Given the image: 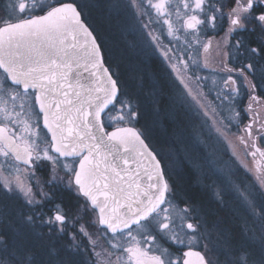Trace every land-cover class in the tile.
<instances>
[{
	"label": "snow or ice",
	"instance_id": "1",
	"mask_svg": "<svg viewBox=\"0 0 264 264\" xmlns=\"http://www.w3.org/2000/svg\"><path fill=\"white\" fill-rule=\"evenodd\" d=\"M100 6L0 0V264H264V162L254 182L235 186L245 213L236 238L218 223L227 193L206 202L154 146L157 122L144 118L159 116L172 89L150 82L144 60L125 67L102 39L92 14ZM103 7L123 9L145 57L159 54L173 103L220 137L246 112L241 143L264 158V121L253 109L264 0ZM214 45L221 79L207 90L197 69Z\"/></svg>",
	"mask_w": 264,
	"mask_h": 264
},
{
	"label": "rangeland",
	"instance_id": "2",
	"mask_svg": "<svg viewBox=\"0 0 264 264\" xmlns=\"http://www.w3.org/2000/svg\"><path fill=\"white\" fill-rule=\"evenodd\" d=\"M105 1L107 3V0ZM116 2L117 0H112V3ZM108 10L113 15V21L111 20L107 23L106 29H104V26L101 29L102 39L109 44L105 38L106 33L109 34L110 32L112 37L119 34L122 36L127 50H122L115 45L112 46L118 55L123 56L126 51L132 54L134 50H137L138 53L145 57L142 51L144 45L139 35L131 31L132 26L128 22L130 20L128 14L123 9L113 10L108 8ZM96 12L99 13V7L93 10V16ZM94 17L96 18V15ZM96 21L100 24L104 22L101 17L99 19L96 18ZM133 44H136V46H131ZM150 57L156 58L163 69L166 70V65L163 64L159 54H150ZM205 60L207 61V68L202 67L197 69V71L201 76L207 77V80L204 82L206 89L213 90V81L219 82L221 79L220 57L217 54L215 45L207 54L201 53V64ZM165 73H167V70ZM166 75L169 87L172 89L173 101L175 100V89L172 88L168 73ZM172 105L177 108L181 116H184L187 124L186 134L190 140L189 148L193 156L188 157L189 154L184 152V148L180 147V143L176 144V142L159 144L158 147L155 146L157 151L165 157L166 163L173 168L176 174L181 169L184 170V167H188L194 171L196 173V181L199 179L204 183L207 196L213 202L215 200L214 193L217 190L223 189L227 193L223 210L219 212V215L222 213L223 215L219 217L218 223L220 228L225 230L226 233H231L232 236L239 238L240 230L244 225L245 213L238 193L235 191V186L241 182H254L257 165L253 158L248 155L251 149L245 148L240 140V137L245 135L243 126L248 121L242 118L239 122L233 121L229 126V130L220 137L209 130L208 125L203 123V118L195 117L187 109H181L175 103ZM225 115L227 116L228 113L225 112ZM261 145L264 147V141H261ZM179 158L185 164L180 165L181 161L179 162ZM223 217L230 219L229 224H227V221H223Z\"/></svg>",
	"mask_w": 264,
	"mask_h": 264
},
{
	"label": "trees",
	"instance_id": "3",
	"mask_svg": "<svg viewBox=\"0 0 264 264\" xmlns=\"http://www.w3.org/2000/svg\"><path fill=\"white\" fill-rule=\"evenodd\" d=\"M105 4H106L105 0H100L101 6L99 7V13L96 12V14H94V16L96 15V18L99 19V17H101L103 19L104 22L102 23V25L104 26V29H106L105 26L107 25V23H109L111 20L113 21V15L110 13L108 8L103 7V5ZM106 34L107 35H105L106 36L105 38L109 42L110 46L115 45L116 47L122 50H127L121 35L118 34L112 37L110 32H109L110 35L108 33ZM123 57L125 58L123 60V63L125 64V66L128 67L136 66L141 60L146 61L148 63L151 83H155L157 77L163 79L165 82H168V78L166 75L167 73H165L166 70L165 72H163L156 58L144 57L142 56V54L138 53L137 50H134L132 54L126 51ZM255 82L258 85L257 87L258 92L261 94V97H264V80L260 79L259 73H257V79ZM130 86H132L131 83ZM172 99L173 97H171L168 103L165 104L164 110L160 112L158 117L152 111L149 110L144 118V122L148 124H152L153 121L157 122L155 124V139L153 141L154 146L158 147L159 144H163L165 142L167 143L176 142V144L180 143V147L184 148V152L189 154L188 157L193 156L189 148L190 140L188 139V136L186 134L187 124L185 122L184 116H181L177 108H175L172 105L173 104ZM179 177L181 184L185 188L197 192L202 196V198L206 202L213 203V201L207 196L206 188L203 185L204 183L201 182L199 179L196 181L193 172L188 167H184V170L179 172ZM222 215L223 213L218 216V220L220 219L219 217H221ZM229 220H230L229 218L223 217V221H227V224H229L230 222ZM231 228L233 229V227Z\"/></svg>",
	"mask_w": 264,
	"mask_h": 264
},
{
	"label": "flooded vegetation",
	"instance_id": "4",
	"mask_svg": "<svg viewBox=\"0 0 264 264\" xmlns=\"http://www.w3.org/2000/svg\"><path fill=\"white\" fill-rule=\"evenodd\" d=\"M220 35H223V32H221ZM159 63V62H158ZM160 65V63H159ZM161 66V65H160ZM163 72H165V70L163 69V67L161 66ZM242 92H243V97H242V102H241V108L243 109H246L247 108V105H248V92L246 91V89H242ZM255 95H257L258 97H260V102L259 104H254L253 105V109L255 112H257L259 114V119L260 121H264V97H261V94L258 92V90L256 89L255 91ZM241 118L244 119L245 121H248L250 120V115L247 114L246 112H243L242 111V114H241ZM255 127H258V125H256ZM255 134V132H254ZM258 144L260 147L264 148L262 145H261V141H258ZM254 160V159H253ZM181 161V162H180ZM256 162V164L258 162H264V158H261L259 156H257L254 160ZM179 162H180V165H183L185 164L184 162H182V159L179 158ZM190 169V168H189ZM191 170V169H190ZM181 171H183V169H181ZM180 171V172H181ZM192 171V170H191ZM195 178H196V173L194 171H192ZM179 175V173H177ZM196 185V184H195Z\"/></svg>",
	"mask_w": 264,
	"mask_h": 264
}]
</instances>
